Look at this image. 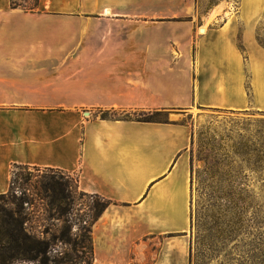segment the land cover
<instances>
[{
	"label": "crops",
	"instance_id": "obj_1",
	"mask_svg": "<svg viewBox=\"0 0 264 264\" xmlns=\"http://www.w3.org/2000/svg\"><path fill=\"white\" fill-rule=\"evenodd\" d=\"M261 34L264 0L201 17L195 0H40L34 11L0 0V194L15 165L74 175L109 203L92 264H191L182 120L194 108L264 112ZM115 112L126 116H104Z\"/></svg>",
	"mask_w": 264,
	"mask_h": 264
},
{
	"label": "rangeland",
	"instance_id": "obj_2",
	"mask_svg": "<svg viewBox=\"0 0 264 264\" xmlns=\"http://www.w3.org/2000/svg\"><path fill=\"white\" fill-rule=\"evenodd\" d=\"M26 1V2H25ZM36 0H18V4L30 6ZM226 0H195L199 16H204L218 2ZM235 6L239 0H233ZM213 3V7L208 9ZM181 3L168 1L167 9H179ZM184 6V3H183ZM264 42V36L261 34ZM104 116L125 117L123 112ZM136 118H145L143 112ZM173 116L170 115L169 119ZM183 123L191 128L190 157L194 173L192 203V263L191 264H264V112L200 110L194 108L183 117ZM38 172L33 168H12L10 191L18 198L26 196L40 215L27 223V228L52 234L65 228L70 221L72 240H80L81 229L92 222L91 206L105 201L96 196L80 197L72 211L70 221L53 219L46 212L48 200L39 197L38 184L42 186L52 175L70 182L77 189V177L62 176V172ZM55 173V174H52ZM197 173H220L226 182L220 187H198ZM78 193V192H77ZM27 207V204H25ZM45 208V211H44ZM44 211V212H43ZM79 236V237H78ZM55 242V241H54ZM53 258H65L60 264H88L92 260L89 234L83 249L73 250V244L55 242ZM66 253L71 257L67 260ZM18 264H39L20 262Z\"/></svg>",
	"mask_w": 264,
	"mask_h": 264
},
{
	"label": "trees",
	"instance_id": "obj_3",
	"mask_svg": "<svg viewBox=\"0 0 264 264\" xmlns=\"http://www.w3.org/2000/svg\"><path fill=\"white\" fill-rule=\"evenodd\" d=\"M17 1L18 0H11L12 8H21L26 11H34L40 8V0H36L34 4L32 3L30 6L18 4ZM214 5L211 3L208 9H211ZM157 115H147L144 120L154 121L156 120ZM15 168H33L38 172L42 171L40 168L25 165H15ZM191 169V195L193 203L194 173L192 168V158ZM43 171L61 172L53 169H44ZM65 175H67V173L62 172L63 178ZM54 176L56 175H52V177L42 184V186H39L38 184L36 185V187L39 188V197L43 201L48 200V209L46 212L49 213L51 218L61 220L65 217V220L69 222L72 211L78 205L77 195L80 197H90L93 195L80 191L78 184V191H76V189L71 186L70 182L56 179ZM69 176L70 175L68 174L67 178ZM197 177L198 187L203 191L206 188H212L213 190L215 188H220L226 182V179L220 173H197ZM68 179L70 180V178ZM25 204H27V207ZM108 204L109 203L105 201L103 204L97 203L94 206H91L90 210L93 211V222L89 227L85 225L81 229L82 233L80 234V240H72L71 234L74 223L71 221L65 228L59 229L56 233L52 234L51 239H47L43 237L44 233L39 234L34 232L32 228H27V223H29L34 216H37L38 218L40 215V212H37L38 210H35L34 207L29 210L32 205L29 198L26 196L18 198L11 191L6 194H0V264H18L20 262L39 264L63 263L65 258L56 259L52 256L53 253L57 252L55 242L58 241L65 244H73V250L77 248L83 249L88 234L91 241L92 260L87 263L92 264V226L101 213L106 209ZM66 258L67 260H70L71 257L69 256V253H66Z\"/></svg>",
	"mask_w": 264,
	"mask_h": 264
},
{
	"label": "bare ground",
	"instance_id": "obj_4",
	"mask_svg": "<svg viewBox=\"0 0 264 264\" xmlns=\"http://www.w3.org/2000/svg\"><path fill=\"white\" fill-rule=\"evenodd\" d=\"M202 33H205L206 32V28H203V31H201Z\"/></svg>",
	"mask_w": 264,
	"mask_h": 264
},
{
	"label": "water",
	"instance_id": "obj_5",
	"mask_svg": "<svg viewBox=\"0 0 264 264\" xmlns=\"http://www.w3.org/2000/svg\"><path fill=\"white\" fill-rule=\"evenodd\" d=\"M203 30V29H202Z\"/></svg>",
	"mask_w": 264,
	"mask_h": 264
}]
</instances>
